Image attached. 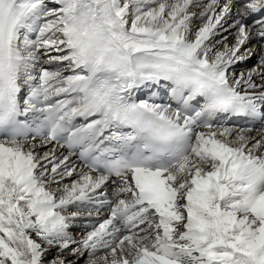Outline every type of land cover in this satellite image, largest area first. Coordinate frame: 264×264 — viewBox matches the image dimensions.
Returning <instances> with one entry per match:
<instances>
[{
    "label": "snow or ice",
    "instance_id": "1",
    "mask_svg": "<svg viewBox=\"0 0 264 264\" xmlns=\"http://www.w3.org/2000/svg\"><path fill=\"white\" fill-rule=\"evenodd\" d=\"M0 264H264V0H0Z\"/></svg>",
    "mask_w": 264,
    "mask_h": 264
},
{
    "label": "bare ground",
    "instance_id": "2",
    "mask_svg": "<svg viewBox=\"0 0 264 264\" xmlns=\"http://www.w3.org/2000/svg\"><path fill=\"white\" fill-rule=\"evenodd\" d=\"M232 42V37L231 36H229V43H231ZM250 47L251 46V44L250 45H246V47ZM242 51H243V49H242ZM252 66V65H251ZM245 68H247V66L246 67H244V68H242L241 70H243V69H245ZM255 134V133H254ZM94 222V221H93ZM82 225V222L81 221H77V227H75V228H73L72 229V231L74 232V233H76V232H78L79 231V228H80V226Z\"/></svg>",
    "mask_w": 264,
    "mask_h": 264
},
{
    "label": "rangeland",
    "instance_id": "3",
    "mask_svg": "<svg viewBox=\"0 0 264 264\" xmlns=\"http://www.w3.org/2000/svg\"><path fill=\"white\" fill-rule=\"evenodd\" d=\"M247 68H250V66H247Z\"/></svg>",
    "mask_w": 264,
    "mask_h": 264
}]
</instances>
